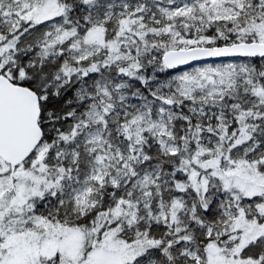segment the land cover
<instances>
[{
	"label": "snow or ice",
	"instance_id": "6c2138e0",
	"mask_svg": "<svg viewBox=\"0 0 264 264\" xmlns=\"http://www.w3.org/2000/svg\"><path fill=\"white\" fill-rule=\"evenodd\" d=\"M0 264H264V0H0Z\"/></svg>",
	"mask_w": 264,
	"mask_h": 264
}]
</instances>
